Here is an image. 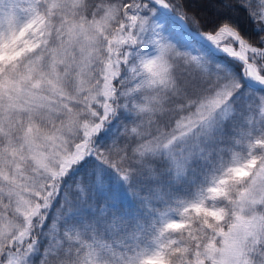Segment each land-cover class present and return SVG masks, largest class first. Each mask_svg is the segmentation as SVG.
<instances>
[{"label":"snow or ice","instance_id":"obj_1","mask_svg":"<svg viewBox=\"0 0 264 264\" xmlns=\"http://www.w3.org/2000/svg\"><path fill=\"white\" fill-rule=\"evenodd\" d=\"M0 264H264V0H0Z\"/></svg>","mask_w":264,"mask_h":264},{"label":"trees","instance_id":"obj_2","mask_svg":"<svg viewBox=\"0 0 264 264\" xmlns=\"http://www.w3.org/2000/svg\"><path fill=\"white\" fill-rule=\"evenodd\" d=\"M193 2L195 3V0H193ZM120 195H121V197L123 198V199H127V197H126V194L123 192V190L121 189V191H120Z\"/></svg>","mask_w":264,"mask_h":264}]
</instances>
